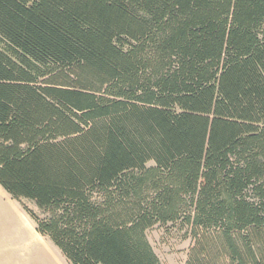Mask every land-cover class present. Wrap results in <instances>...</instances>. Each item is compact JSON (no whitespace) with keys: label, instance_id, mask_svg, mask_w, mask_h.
<instances>
[{"label":"trees","instance_id":"1","mask_svg":"<svg viewBox=\"0 0 264 264\" xmlns=\"http://www.w3.org/2000/svg\"><path fill=\"white\" fill-rule=\"evenodd\" d=\"M0 188L68 264H264V0H0Z\"/></svg>","mask_w":264,"mask_h":264},{"label":"rangeland","instance_id":"2","mask_svg":"<svg viewBox=\"0 0 264 264\" xmlns=\"http://www.w3.org/2000/svg\"><path fill=\"white\" fill-rule=\"evenodd\" d=\"M24 207L40 216L32 202L12 200L0 188V264H68L47 238L36 233ZM146 238L160 264H193L195 260L203 264H233L223 238L215 232L195 239L188 228L179 224L156 225L146 232ZM239 245L243 252L245 247Z\"/></svg>","mask_w":264,"mask_h":264},{"label":"bare ground","instance_id":"3","mask_svg":"<svg viewBox=\"0 0 264 264\" xmlns=\"http://www.w3.org/2000/svg\"><path fill=\"white\" fill-rule=\"evenodd\" d=\"M20 217H21V216H20ZM23 225H24V224H23ZM22 227H23V226H22ZM31 241H32V238H31ZM35 241H36V240H35ZM25 246H28V245H25ZM30 247H31V246H30ZM29 252H30V251H29ZM29 252H28V253H29Z\"/></svg>","mask_w":264,"mask_h":264}]
</instances>
